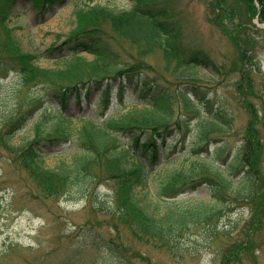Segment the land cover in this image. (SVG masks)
<instances>
[{
	"label": "rangeland",
	"instance_id": "1",
	"mask_svg": "<svg viewBox=\"0 0 264 264\" xmlns=\"http://www.w3.org/2000/svg\"><path fill=\"white\" fill-rule=\"evenodd\" d=\"M218 2H223L225 9ZM98 3L119 10L133 5L130 0H67L41 16L29 2L17 0L9 26L21 50L37 55V65L56 68L64 59L45 50L60 43L76 25V9ZM170 5L182 28L184 44L203 50L213 59L215 68L201 65L177 76L174 62L155 50L143 57L154 68L150 74L170 88L193 80L198 91L226 113L230 128L204 136L203 126L207 127L209 115L203 111L192 119L190 131L176 144L177 135L169 138L160 164L144 187L135 188V194L153 212H162L165 203L184 207L210 202L212 194L207 184L164 200L154 194V184L166 170L185 166L193 158L211 159L221 168H229L241 153L255 167L253 196L221 204L214 229L191 228L175 241L176 245L172 244V251L136 237L124 222L109 218L95 207L96 198L107 205L112 203L113 182L96 184L95 198L43 194L0 139V264H264V23L247 12L239 0H170ZM226 8L235 9L234 25L225 14ZM234 26L237 38L232 32ZM130 45L119 40L116 47L123 54H136V48ZM80 55L93 58L88 52ZM21 82V74L13 65L7 71L0 69V134L10 118L29 109L24 101L46 96L39 86L25 88ZM133 96L123 107L113 98L105 116L118 115L132 106ZM87 102L82 99L79 107L72 101L67 113L101 119L95 95H91L90 104ZM43 103L28 114L9 145L22 144L33 136L36 117L44 120L47 128L55 123L49 100ZM72 122L74 126L81 123L76 118ZM71 152L70 143L45 144L40 163L44 168H55L61 160L69 159ZM245 168L232 175L235 183L243 179ZM229 230L231 233L226 234ZM108 239L113 240L112 247L107 245Z\"/></svg>",
	"mask_w": 264,
	"mask_h": 264
},
{
	"label": "trees",
	"instance_id": "2",
	"mask_svg": "<svg viewBox=\"0 0 264 264\" xmlns=\"http://www.w3.org/2000/svg\"><path fill=\"white\" fill-rule=\"evenodd\" d=\"M26 1L41 16L67 2ZM131 1L133 5L129 9L119 10L108 3L78 8L76 25L60 43L45 50L64 59L62 64L44 68L35 63L37 55L22 51L12 35L9 21L17 0H0V69L7 71L13 65L21 74L23 87L37 85L47 96L40 94L24 101L29 109L8 120L0 139L43 194L95 198L96 184L113 182L112 203L107 205L96 198L95 207L109 218L124 222L136 237L172 250L175 241L191 228L214 229L212 224L221 204L253 196L255 167L241 153L229 168H221L211 159L193 158L185 166L162 173L154 184V194L164 200L166 196L207 184L212 194L210 202L184 207L165 203L162 212L149 211L140 203L135 188L144 187L148 176L155 172L169 138L177 135L176 144L190 131L192 119L201 116L203 111L209 115L207 127L203 126L204 136L228 128L229 120L220 107H214L212 100L198 91V84L193 80L170 88L150 74L154 68L143 57L155 50H160L168 62H174L177 76L201 65L215 68V62L203 50L184 44L182 28L174 18L170 0ZM256 1L260 6L258 17L264 21V0ZM239 2L255 15L254 0ZM218 4L225 9L223 2ZM226 12L234 25L235 9L226 8ZM232 32L236 37L235 26ZM119 40L134 46L136 54H123L116 47ZM81 52L92 53L94 57L89 60ZM93 94L97 99L96 108L101 109V119L67 113L72 101L81 107V100L90 104ZM132 94V106L118 115L105 116L113 98L123 107ZM47 99L55 111V123L47 128L44 120L36 117L33 136L22 144L9 145V139L25 124L28 114L42 107L43 100ZM74 118L81 123L74 126ZM58 141L70 143L74 152L55 168H44L40 161L45 144L56 145ZM248 142L252 143L250 138ZM242 168H245L243 179L235 183L232 175ZM113 244V240H107L109 247Z\"/></svg>",
	"mask_w": 264,
	"mask_h": 264
}]
</instances>
